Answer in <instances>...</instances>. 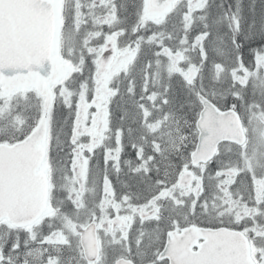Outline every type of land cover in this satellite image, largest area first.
I'll return each instance as SVG.
<instances>
[{
    "label": "snow or ice",
    "instance_id": "6c2138e0",
    "mask_svg": "<svg viewBox=\"0 0 264 264\" xmlns=\"http://www.w3.org/2000/svg\"><path fill=\"white\" fill-rule=\"evenodd\" d=\"M0 264H264V0H0Z\"/></svg>",
    "mask_w": 264,
    "mask_h": 264
},
{
    "label": "water",
    "instance_id": "95a60500",
    "mask_svg": "<svg viewBox=\"0 0 264 264\" xmlns=\"http://www.w3.org/2000/svg\"><path fill=\"white\" fill-rule=\"evenodd\" d=\"M49 42H51V40L49 39Z\"/></svg>",
    "mask_w": 264,
    "mask_h": 264
}]
</instances>
